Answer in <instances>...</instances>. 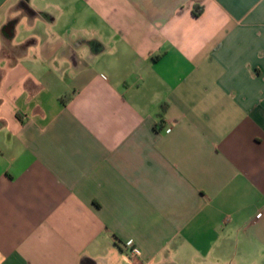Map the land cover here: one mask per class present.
<instances>
[{
  "label": "crops",
  "instance_id": "crops-1",
  "mask_svg": "<svg viewBox=\"0 0 264 264\" xmlns=\"http://www.w3.org/2000/svg\"><path fill=\"white\" fill-rule=\"evenodd\" d=\"M0 264H264V0H0Z\"/></svg>",
  "mask_w": 264,
  "mask_h": 264
},
{
  "label": "built area",
  "instance_id": "built-area-1",
  "mask_svg": "<svg viewBox=\"0 0 264 264\" xmlns=\"http://www.w3.org/2000/svg\"><path fill=\"white\" fill-rule=\"evenodd\" d=\"M260 217V215L258 216V218ZM129 247H131V244H128Z\"/></svg>",
  "mask_w": 264,
  "mask_h": 264
},
{
  "label": "trees",
  "instance_id": "trees-1",
  "mask_svg": "<svg viewBox=\"0 0 264 264\" xmlns=\"http://www.w3.org/2000/svg\"><path fill=\"white\" fill-rule=\"evenodd\" d=\"M64 102V101H63ZM66 102V101H65Z\"/></svg>",
  "mask_w": 264,
  "mask_h": 264
}]
</instances>
